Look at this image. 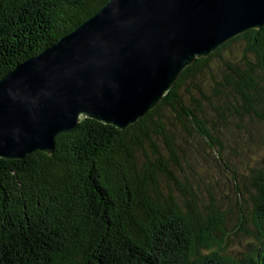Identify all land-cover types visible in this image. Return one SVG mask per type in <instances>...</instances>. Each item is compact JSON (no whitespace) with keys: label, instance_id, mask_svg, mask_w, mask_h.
<instances>
[{"label":"trees","instance_id":"trees-1","mask_svg":"<svg viewBox=\"0 0 264 264\" xmlns=\"http://www.w3.org/2000/svg\"><path fill=\"white\" fill-rule=\"evenodd\" d=\"M108 0H0V78ZM0 264H264V25L119 130L0 158Z\"/></svg>","mask_w":264,"mask_h":264},{"label":"water","instance_id":"water-1","mask_svg":"<svg viewBox=\"0 0 264 264\" xmlns=\"http://www.w3.org/2000/svg\"><path fill=\"white\" fill-rule=\"evenodd\" d=\"M264 25V0H108L0 78V158L51 154L83 119L122 130L195 59Z\"/></svg>","mask_w":264,"mask_h":264}]
</instances>
